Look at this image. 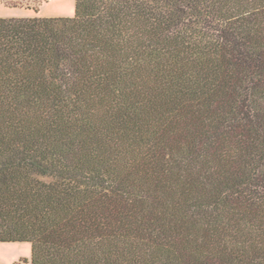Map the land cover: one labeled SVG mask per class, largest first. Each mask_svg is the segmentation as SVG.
<instances>
[{
    "label": "trees",
    "instance_id": "obj_1",
    "mask_svg": "<svg viewBox=\"0 0 264 264\" xmlns=\"http://www.w3.org/2000/svg\"><path fill=\"white\" fill-rule=\"evenodd\" d=\"M0 242L31 264H264V0L0 17Z\"/></svg>",
    "mask_w": 264,
    "mask_h": 264
},
{
    "label": "rangeland",
    "instance_id": "obj_2",
    "mask_svg": "<svg viewBox=\"0 0 264 264\" xmlns=\"http://www.w3.org/2000/svg\"><path fill=\"white\" fill-rule=\"evenodd\" d=\"M14 1L19 6H9L0 0V17H71L76 10V0ZM34 7L39 10L36 11ZM31 259V242H0V264H31Z\"/></svg>",
    "mask_w": 264,
    "mask_h": 264
}]
</instances>
